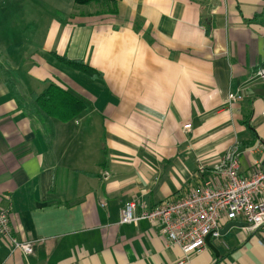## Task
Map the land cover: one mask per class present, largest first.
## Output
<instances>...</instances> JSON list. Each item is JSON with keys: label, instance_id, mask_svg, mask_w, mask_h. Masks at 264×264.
I'll list each match as a JSON object with an SVG mask.
<instances>
[{"label": "crops", "instance_id": "obj_1", "mask_svg": "<svg viewBox=\"0 0 264 264\" xmlns=\"http://www.w3.org/2000/svg\"><path fill=\"white\" fill-rule=\"evenodd\" d=\"M91 6L54 22L31 58V76L85 105L55 120L52 136L20 109L5 73L25 100L44 88L21 90L0 57V210L11 229L0 232V264H264V231L242 217L222 219L215 251L190 255L158 225L122 221L130 203L139 216L201 186L234 146L241 176L264 159V0H120L115 14Z\"/></svg>", "mask_w": 264, "mask_h": 264}, {"label": "built area", "instance_id": "obj_2", "mask_svg": "<svg viewBox=\"0 0 264 264\" xmlns=\"http://www.w3.org/2000/svg\"><path fill=\"white\" fill-rule=\"evenodd\" d=\"M230 99L238 101L242 96L230 95ZM184 128L188 131L191 126ZM240 156L239 148L234 146L212 170L213 176L179 199L144 209L139 216L134 215L136 205L130 203L123 223L145 219L156 224L169 243L179 246L187 255L205 251L208 235L219 237L223 218L234 221L242 217L252 232L264 231V159L249 176H241ZM0 232L11 237L9 215L3 210ZM12 241L26 253L32 250L29 243Z\"/></svg>", "mask_w": 264, "mask_h": 264}, {"label": "rangeland", "instance_id": "obj_3", "mask_svg": "<svg viewBox=\"0 0 264 264\" xmlns=\"http://www.w3.org/2000/svg\"><path fill=\"white\" fill-rule=\"evenodd\" d=\"M90 7L76 6L73 0H0V57L15 68L21 90L45 89L29 71L32 56L45 51L52 24L64 26L87 15Z\"/></svg>", "mask_w": 264, "mask_h": 264}, {"label": "trees", "instance_id": "obj_4", "mask_svg": "<svg viewBox=\"0 0 264 264\" xmlns=\"http://www.w3.org/2000/svg\"><path fill=\"white\" fill-rule=\"evenodd\" d=\"M120 0H73L76 6H90L97 4L104 13L115 14L117 5ZM264 19V18H263ZM59 59V57H57ZM67 62L76 70L89 75L90 77L99 78L102 75L81 61ZM5 83L14 100L19 104L21 110L26 114L35 117L44 126L46 134L50 137L54 134L55 120L67 122L77 118L84 110L85 105L73 93L65 90L59 85L47 83L46 88L40 94L33 93L28 100L23 99L16 87V84L9 72L5 73Z\"/></svg>", "mask_w": 264, "mask_h": 264}, {"label": "water", "instance_id": "obj_5", "mask_svg": "<svg viewBox=\"0 0 264 264\" xmlns=\"http://www.w3.org/2000/svg\"><path fill=\"white\" fill-rule=\"evenodd\" d=\"M210 239H211V235H208L207 238H206V242H207V246L209 248H211L213 251H215V249L213 248L211 242H210Z\"/></svg>", "mask_w": 264, "mask_h": 264}]
</instances>
